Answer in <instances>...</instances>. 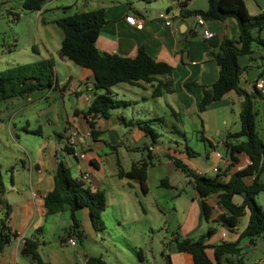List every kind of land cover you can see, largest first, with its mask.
<instances>
[{"label": "crops", "instance_id": "obj_1", "mask_svg": "<svg viewBox=\"0 0 264 264\" xmlns=\"http://www.w3.org/2000/svg\"><path fill=\"white\" fill-rule=\"evenodd\" d=\"M122 1L117 5L103 8L106 11L107 23L103 27L97 41V48L103 53L117 54L124 58L135 57L138 50L143 48L151 58L158 62H165L173 68L171 76L159 77L160 80L171 83L173 92L165 93L156 99L154 98L155 109L171 112L172 115L175 112L177 117H180V122L183 126L182 140L185 142L187 150L181 156H183V161L189 168L196 174L208 178H215L217 174H222L223 181H228L233 173L245 169L250 163L248 157L241 154L237 155V164L231 167L230 158L223 145L228 133H237L241 129V125L239 127L237 123L240 120L243 98L235 92L228 93L220 101L211 104L203 113L199 111V104L202 98V88L211 86L219 78V67L214 55L218 52L221 41L225 38L237 39L239 37L240 29L237 20L230 18L222 22L205 21L202 27L198 24L196 17H181L183 10L207 11V0H191L185 9H183L185 0H157L149 6L139 0ZM244 2L251 16L264 13V0H244ZM160 14H165L168 17V21L166 22L165 19L160 18ZM130 15L135 16L143 24L142 29L130 26L126 21V17ZM200 27L201 30L198 31ZM203 29H207L219 38V46L216 49L211 46L210 40L203 38ZM253 36L259 42H253L252 53L238 58V64L242 69L240 86L250 94L259 95V98L255 100V110L258 113L257 129L261 140L264 142V93L257 88V83H262L264 89V30L254 32ZM260 41L263 43H260ZM40 56L42 59L52 58L48 51H46L45 55L40 53ZM68 81V84L59 83L60 89L58 90L62 96L74 95L76 97V103L71 109L70 117H68V127L65 129L64 135L61 136L60 133H56V139L44 143L39 149L37 148V158L30 165L29 189H21L14 174L10 179V188H7L2 182L5 193L0 194V220L5 211L4 205L1 204V200H4L11 207L7 224L18 237L13 239L0 254V264H31L29 262L30 258L22 254L25 241L28 239L34 240L39 244L38 252L40 256L41 248L48 239H51L53 243L58 241L61 246L69 245L67 240L70 227L72 226L70 213L64 212L49 215L46 208V197L53 190L54 176L60 162L64 163L71 172L74 169L76 172L74 177L82 176L93 190L103 191V187L100 184L103 179L99 178V180H96V178L91 176L90 178L88 177L90 173L80 164L78 152L81 150L84 165L86 167H95L97 169L96 172L99 173L101 172L99 167L100 160L99 157L97 159L96 148L99 142H103L101 140L104 135L109 138V142H104V146L109 148L110 153H117V147L125 146L123 138L126 135L132 138L133 142L138 134L142 135V137L146 136L144 133V135L141 134L142 131L139 128L133 126V128L129 127L130 130L123 136L124 130L122 129L126 126L119 122V117H123L120 111L124 112L130 108L129 104L126 106L127 109L112 110L108 120L103 118L97 120L95 131L99 133V137L96 141L93 138L86 137L85 133L88 129V124L84 113L92 101L94 79L89 71L82 69L80 70L79 78L75 79V81H72V79ZM71 83H73L72 86L70 85ZM192 83H195V85L187 88V85ZM65 84V90L61 91ZM145 86L143 84L138 87L144 91L152 90L151 85L145 84ZM113 88L122 91L120 90V85ZM113 88L111 92L120 100V94L114 92ZM217 112L223 113L224 116L222 117L224 118L227 117L226 113H230L233 116L231 123L229 124L228 120L222 119L220 123L216 121L217 124L212 126L210 124L212 117L210 113ZM72 129L79 132V137L75 141V146L72 147L73 152L70 153L68 152L69 147L67 146L66 135L68 137ZM202 138L206 139V141H203ZM193 143L194 147L203 150L202 153L191 149L192 147L190 146H193ZM199 144H202L203 147ZM145 146L153 154L154 164L152 167L156 166L157 162L162 165L167 155L177 156L175 151L163 152L153 142ZM86 149H89L88 153H85ZM104 149L101 152H104ZM133 149L140 151V148L138 149L136 145ZM168 162L171 161L168 160ZM152 167L148 169V177L149 170ZM262 179L264 180V175ZM252 181L253 178L246 180L248 184L252 183ZM185 183L191 189L189 194L192 198L186 201L188 202L187 204L184 203L182 205L183 209H185L184 217L182 222L178 223L182 237L185 239H198L209 228L215 227L216 233L208 240V245L236 242L247 225L248 215L243 217L239 225L233 230L219 225L215 221L222 215L223 211L217 196L212 195L206 199L207 205L211 208V215L209 222L205 221L201 199L190 183L189 178L185 180ZM129 184L133 186L131 183ZM11 194L14 196H10ZM182 196L183 193H179L178 198H182ZM235 202L241 204L242 197H236ZM262 207L264 208V206ZM78 214L82 216V223L89 216L87 210L78 212L76 214L77 219L79 218ZM262 237L255 239L253 247H257V241ZM213 254V249H209L208 255L210 258H213ZM170 258L172 264H194L193 257L189 254L175 252L170 255ZM259 258L252 264H264V256ZM225 259L223 261H226ZM140 260L149 264L143 255ZM230 261H234V259Z\"/></svg>", "mask_w": 264, "mask_h": 264}, {"label": "rangeland", "instance_id": "obj_2", "mask_svg": "<svg viewBox=\"0 0 264 264\" xmlns=\"http://www.w3.org/2000/svg\"><path fill=\"white\" fill-rule=\"evenodd\" d=\"M24 2L25 0H0V72L35 63L42 59L40 53L45 55L48 51L54 61L59 83L68 84V80L75 81L80 77L82 68L61 58L60 46L64 33L56 21L75 13L101 9L123 1L48 0L39 12L25 10ZM200 30L201 27L198 28ZM120 90L122 91L113 88L114 92L120 94V100L130 104L128 109L121 108L127 109L120 111L121 115L128 122L134 120L135 128H138L136 124L139 123L144 128L153 129L157 134L156 145L166 153L175 151L177 156H174L185 164L181 155L187 150L182 140L183 126L180 117L171 112L156 110L153 90L144 91L138 86L130 87L126 84H120ZM145 99L147 100L144 101ZM75 103L74 95L62 96L58 90L37 91L0 103V176L7 188L11 187L10 179L14 174L20 188L29 189L30 165L37 158V148L56 139V133L64 135ZM210 115L212 126L222 119L228 120L230 124L233 119L230 113L225 114L226 118L219 112ZM239 123L240 120L237 123L240 127ZM130 128L123 127V136ZM143 133L142 131L141 134ZM139 136L140 134L133 142L126 135L123 138L125 146L117 147V153H110L109 148L104 146L109 138L104 135L101 140L103 142H99L96 148L97 159L99 157L100 160L99 173L93 166L86 167L81 150L78 152L80 164L91 174L88 177L103 179L100 184L106 194L108 207L102 215L103 222H97L96 225L89 216L82 223V216L78 214L83 234V241L78 246H61L58 241L53 243L51 239L46 240L41 248V258L45 264H83L87 257H100L107 264H147L140 260V251L149 264H167V256L175 253L171 243L172 236L175 233L182 236L178 223L184 217L185 209L182 205L192 198L189 194L191 189L185 183L187 174L166 158L162 165L157 162L149 170L147 195H143L136 180L119 179L120 169L128 172L134 163L148 159V151L142 148L146 144H152L151 137L148 134ZM135 145L140 151L133 149ZM199 145L203 147L202 144ZM190 147L198 153L203 151L194 147V143ZM103 149L104 152H101ZM88 152L89 149H86L85 153ZM75 173L73 169L72 175L76 176ZM163 179L168 180L171 188L161 186ZM179 193H183L182 198H178ZM256 200L259 205L264 206V194H260ZM240 247L241 260L245 264H252L264 256V235L257 241V247L250 246L248 239H244ZM227 257L234 261L238 259L235 256ZM29 262L35 264L31 259ZM222 264L228 263L223 261Z\"/></svg>", "mask_w": 264, "mask_h": 264}, {"label": "trees", "instance_id": "obj_3", "mask_svg": "<svg viewBox=\"0 0 264 264\" xmlns=\"http://www.w3.org/2000/svg\"><path fill=\"white\" fill-rule=\"evenodd\" d=\"M145 4H152L157 0H140ZM191 0H185L183 9ZM48 0H25L23 8L29 11H41ZM207 11L181 12L182 18L196 17L205 21H226L234 18L239 24L240 34L237 39L225 38L221 41L218 52L214 55L219 67L218 80L209 87L202 88V98L199 111L203 113L213 103L220 101L228 93L235 92L243 98L240 113L241 129L237 133H228L223 145L230 158L231 167L237 164V155L244 154L249 159V165L240 171L233 173L228 181H223L222 174L215 178H208L196 174L178 157L167 155L165 158L171 161L175 167L183 170L190 183L193 185L202 201L205 221L209 222L211 208L206 199L212 195L217 196L222 215L215 221L219 225L233 230L239 225L240 220L248 215V222L241 232L239 239L234 243H222L210 246L208 240L216 233V228L211 227L198 239H185L175 233L171 243L177 253L189 254L193 257L194 264H222L225 259L228 264H245L241 260L242 248L240 243L244 239L249 240L253 246L255 239L264 235V208L257 203V196L264 194V142L257 129L258 113L255 110V100L258 94H250L240 86L242 69L238 64V58L252 53V44L255 39L254 32L264 30V13L251 16L248 13L244 0H207ZM105 9L90 10L75 13L56 21L63 30L64 37L61 42L60 56L89 71L94 79V92L92 101L84 113L88 127L92 130V138L96 141L99 133L95 131L96 120L109 119L110 112L126 107L129 102L115 98L111 89L120 84L130 86L151 85L152 97L159 98L165 93H172L170 82L159 79L161 76H171L173 68L165 63L151 58L143 48L133 58H124L117 54L103 53L97 48V41L103 27L106 25ZM260 43H263L260 41ZM195 85L188 84L187 88ZM66 85L62 87L64 91ZM59 81L56 76L55 64L52 58L41 59L35 63L20 65L13 69L0 72V103L9 99L23 97L37 91L59 90ZM177 117V114L173 112ZM119 122L126 126L135 125L133 121H127L119 117ZM146 135H150L151 141L156 142L157 134L151 128H144L136 124ZM203 141L206 139L202 138ZM148 151V159L134 163L128 172L119 171V178L134 179L140 185L144 195L148 194V169L153 166L154 158L148 147L142 148ZM68 152H73L72 147ZM253 178L252 183L246 180ZM161 186L170 188L168 180L161 181ZM5 193L0 176V194ZM236 197H242V203L235 202ZM4 205L3 219L0 220V254L11 241L18 237L8 226L10 205L1 200ZM46 208L49 215L69 212L72 220L69 237H74L77 243H82L83 234L76 214L87 210L94 225L102 223V215L107 209V197L102 190H93L90 184L81 177H74L71 170L62 162L59 163L54 176L53 190L46 197ZM39 244L31 239L25 241L22 254L31 259L35 264H45L38 252ZM213 249V258L208 255V250ZM142 259V252H139ZM227 256H235V261H230ZM85 264H107L100 257H87ZM167 264L171 263L170 255L167 256Z\"/></svg>", "mask_w": 264, "mask_h": 264}, {"label": "built area", "instance_id": "obj_4", "mask_svg": "<svg viewBox=\"0 0 264 264\" xmlns=\"http://www.w3.org/2000/svg\"><path fill=\"white\" fill-rule=\"evenodd\" d=\"M160 18L165 19L166 22L168 21V20H167L168 17L165 16V14H160ZM197 19H198V24H199L200 26L203 27L204 24H205V20L202 19V18H197ZM126 21H127V22L130 24V26H132V27H136V28H138V29H142V28H143V24H142L140 21H138V20L135 18V16H133V15L127 16V17H126ZM202 36H203V38H204L205 40H211L212 38H214L215 35H214L212 32L208 31L207 29H203V31H202ZM257 88H258V90H260L262 93H264V89H263V85H262V83H257ZM85 136L88 137V138H92V130H91L90 128H88V129L86 130ZM78 137H79V132H78L77 130H75V129H72V130L70 131V133H69L68 138H67V146H68V147H73V146H75V141H76V139H77ZM67 243H68L70 246H72V247L77 246V241H76V239L73 238V237H69L68 240H67Z\"/></svg>", "mask_w": 264, "mask_h": 264}, {"label": "water", "instance_id": "obj_5", "mask_svg": "<svg viewBox=\"0 0 264 264\" xmlns=\"http://www.w3.org/2000/svg\"><path fill=\"white\" fill-rule=\"evenodd\" d=\"M219 41V38L217 36H214V38L210 40V44L213 48L216 49L219 46Z\"/></svg>", "mask_w": 264, "mask_h": 264}]
</instances>
